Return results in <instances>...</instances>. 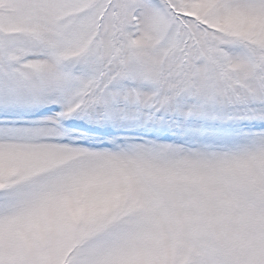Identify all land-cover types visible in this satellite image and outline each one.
<instances>
[{
    "label": "snow or ice",
    "instance_id": "6c2138e0",
    "mask_svg": "<svg viewBox=\"0 0 264 264\" xmlns=\"http://www.w3.org/2000/svg\"><path fill=\"white\" fill-rule=\"evenodd\" d=\"M0 264H264V0H0Z\"/></svg>",
    "mask_w": 264,
    "mask_h": 264
}]
</instances>
